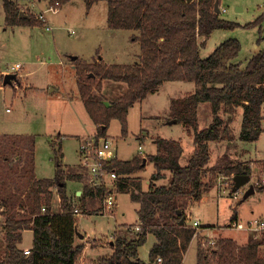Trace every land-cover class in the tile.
Instances as JSON below:
<instances>
[{"label":"trees","instance_id":"trees-1","mask_svg":"<svg viewBox=\"0 0 264 264\" xmlns=\"http://www.w3.org/2000/svg\"><path fill=\"white\" fill-rule=\"evenodd\" d=\"M2 1L7 26L42 24L32 16L22 18L16 0ZM69 1L50 0V5L60 9ZM100 1L108 3L110 29L139 31L136 39L141 43V55L134 65L76 61L79 93L87 113L98 127V138L105 136L114 119L121 122L123 135L127 134L129 109L157 92L165 82H193L195 92L173 100L171 111L172 118L183 123L194 135L195 152L187 165H182L183 148L179 141L156 140L157 153L148 158L156 169L152 179H161L163 171L169 170L173 174L171 185L168 188L152 186L148 192L134 193L133 199L140 203L141 230L121 228L127 235L115 234V240L109 242L112 254L101 256L95 264H156L159 257L163 264H183L195 230L182 224L181 220L186 215L189 201L200 200L213 186L211 181L204 183V179L209 173L215 174L216 178L222 175L232 179L251 174L247 164L233 161L228 155L210 166L209 144L234 142L231 123L239 112L242 113L241 141L256 142L264 132V49L250 59L246 68L235 62L242 50L237 39L226 40L209 57H201L200 48L205 47L216 30L239 27L215 12L216 2L220 6L221 0H193L190 3L186 0H84L87 10ZM263 20L264 15L254 25H260ZM2 78L0 76V81ZM104 80L121 82L127 87L124 94L109 105L100 95ZM200 103H208L213 116L211 125L202 130L198 127ZM60 152V149L55 152L56 175L53 179L36 178L33 143L22 167L10 166L9 170L3 160L0 208L4 209L2 231L6 237V254L0 264H76L84 252L86 244L77 243L75 207L66 188L67 180L83 181L84 178L65 174L59 160ZM107 168L114 169L119 175H129L142 171L144 165L143 159L134 158L128 162H109ZM10 176H15L14 190L8 184ZM85 189L92 188L87 183ZM99 189L105 195L104 188ZM54 193L60 198L61 211L54 210ZM43 207L45 212H42ZM27 230L33 231L28 255L18 248L22 234ZM149 235H154L158 243L150 252V262L145 263L139 259V248L145 245ZM215 242V249L203 248L199 243L197 264H264L262 236L252 238L243 246L226 238Z\"/></svg>","mask_w":264,"mask_h":264},{"label":"rangeland","instance_id":"rangeland-1","mask_svg":"<svg viewBox=\"0 0 264 264\" xmlns=\"http://www.w3.org/2000/svg\"><path fill=\"white\" fill-rule=\"evenodd\" d=\"M221 1L223 9L226 10L225 12H220L221 17L229 22L239 24V27L234 30H216L202 49L201 57H209L215 48L224 41L237 39L242 45V50L235 62L239 63L242 68H246L250 59L264 49V20L260 25H254L259 17L264 15V0ZM16 4L22 18L32 16L38 22L37 16L51 6L50 0H34V2L16 0ZM105 6L107 4L101 2L89 11L83 0H70L60 10L58 9L59 12L56 15L51 12L46 14L47 23L44 26L50 25L54 28L51 32L45 30L42 24V26L16 28L7 26L5 24L3 2L0 1V70H6L7 73L12 72V67L17 64L22 66V70L19 72L20 74H17L18 78L13 84V87L17 91L11 85L3 86L0 84V153L2 152L8 156L16 153L15 151L18 150V148L13 147L14 137L16 138L17 136H6L4 134H28L34 136L36 139L37 166L42 176H55L56 173V157L52 147L53 135L54 137L59 134L75 135L74 138L62 141L65 161L73 164L79 162L80 159L79 149L82 138L79 139L77 136L93 135L96 131L95 125L89 118L81 98H74L72 100V93L69 97L67 95L68 92L72 91H74L73 93L77 91L78 97L80 95L77 88V80L74 77L73 69H71V64L73 63L69 62L67 55L75 52L77 55H81L80 57L82 58V56H92L98 51L100 55L105 57L108 63L120 64L132 61L131 56L136 51L135 44L128 41V35L124 31L114 32L113 38L107 35V9L105 11ZM237 7H240V9ZM248 24H251L252 27L246 28L245 26ZM72 32H74V35H71ZM137 50L139 51L138 45ZM23 77H26L35 89L28 90L26 93L19 90L22 89V82L20 81ZM3 78L1 81L4 80ZM52 88L55 89L53 92H51ZM188 88H190V85L170 83L162 89L160 97L147 101V106L144 105L142 111H140L139 107H134L128 116L130 133L132 132L134 136L135 133L139 132L141 127H150V122L146 123V121H143L141 125V115L144 114L145 110L151 113H158L164 110L168 106L167 103L170 98L181 97ZM224 117L227 118V115ZM240 120L242 118H240L239 112L231 123L234 128L233 133L238 135L241 130ZM204 122L205 120L202 118L200 125H204ZM121 131V122L115 120L112 122L107 133L110 136L117 137L121 135ZM159 134L162 137L177 138L179 130L174 127L173 131L168 129L167 132L160 130ZM19 138H27V136H19ZM30 138L32 139L33 137ZM234 142L233 144L236 145ZM225 144L227 143L225 142ZM243 144L244 148L248 149V154L253 158V160L246 161V164L251 168L250 183L241 189L238 194L232 193V195L227 189H232L233 182L221 193H219L218 187L212 188L210 192L203 195L205 199L192 209L193 214L191 217L193 219L192 223L195 220H199L202 223L201 226L214 224L222 228L218 229L215 227L217 230L215 231L216 234L213 235L234 238L232 240H236L241 246L246 245L247 242L249 243L252 238L264 237V234L260 235L235 229L231 221L234 214H237L240 220L244 222L251 218L264 217V189H262L263 186L255 185L264 175V164L261 161H254V159L261 160V158H264V134L259 141ZM185 145H187V142H185ZM21 147L19 145V151L27 155L28 152L25 153ZM137 147L138 144L133 142L132 147L127 148L125 151L130 153L131 150L132 152L137 150ZM216 151L218 150L216 149L214 153ZM245 152L244 150L233 151L235 154L234 158L232 156L231 158L229 153L226 155L233 161L243 163L247 159ZM127 153H123L121 156L125 157ZM214 156L215 154H213ZM239 157L244 160L239 159ZM148 171H150V168ZM82 173L84 174V170ZM220 178L222 182L225 179V177L220 175L216 178V175L213 173H209L207 176L211 184L219 182ZM83 182L86 184L88 180L85 178ZM11 184L9 187L11 190H14L16 186L15 184ZM251 184H254L256 188L255 193L245 198V191L242 190H246L247 186ZM235 195H237L236 198ZM104 198L100 212L108 215L100 217L96 222L87 220L88 218H82L79 225L82 231L84 229L93 238H88V240L79 238L77 243L84 242L86 244L88 241L90 251L92 250L91 252L95 257L111 253L109 242L115 240L114 232L118 225L134 223L137 219V205L131 202L127 194L119 195L115 215H110V213L114 212V209L105 210ZM92 212L96 213L98 210L95 209ZM1 228L2 225H0V240H2V235L5 238V233ZM94 235L97 237H94ZM101 235L107 236L102 239ZM113 235L114 238L111 239ZM257 235L259 236L256 238ZM210 237L213 241L221 239L220 237ZM152 240L151 238L149 242L147 241L146 245L139 250L141 258L144 261L149 260V249ZM31 241L32 236L28 234L24 239L23 246H29ZM197 243L198 239L192 241L190 248L184 256L183 264H196ZM211 246L207 245L203 248ZM199 249L198 247V251ZM261 252L264 253V246ZM5 254L6 249L1 244L0 260ZM80 258L78 259V264L81 262ZM82 260L87 264L86 257L85 260ZM88 264H92V259Z\"/></svg>","mask_w":264,"mask_h":264},{"label":"crops","instance_id":"crops-1","mask_svg":"<svg viewBox=\"0 0 264 264\" xmlns=\"http://www.w3.org/2000/svg\"><path fill=\"white\" fill-rule=\"evenodd\" d=\"M0 1L3 2L2 0H0ZM101 2H104V3L107 4V6H105V11L107 9V28H106L107 35L110 36L111 38H113L114 35H115L114 32L124 31V33H127V35H128V41L131 42L132 44H135L136 51L131 56L132 61H130V62L127 61V62L120 63V64L111 63V62L108 63V61L105 59V57L102 56V55H100V53L98 51L94 55H92V56H85V57L82 56V58L80 57L81 55H77V53H75V52L70 53L67 56L69 58V62L70 63H73V64H71V66H72L71 69H73L74 77L76 78V80H77L76 61L78 59H82V60H84L88 64H93L95 62L102 61L106 65H134V64L138 63L139 62V59H140L139 57L141 55V43H140V41H138L136 39V37H138L140 35L139 31H136V30H112V29H110L109 26H108V3H107V1H100V2L95 3L91 7L90 10H92L93 7H95L96 5H98ZM220 6H222V1H221V5ZM220 6H219V8H220ZM223 8H224L223 6L220 8V12L222 11ZM237 8L240 9V7H237ZM54 15H56V14H54ZM220 16H221V14H220ZM16 27H23V26H15V27H12V28H16ZM53 29L54 28H52L51 32L53 31ZM43 32H45V31L43 30ZM71 35H74V34H71ZM207 41H206V43H207ZM199 42H203V39H199ZM137 45H138L139 51L137 50ZM203 48H200V55H201V52H202V49ZM74 56L76 57V59H73ZM7 74L8 73H6V70H4V71L2 69L0 70V76H4V80H5V76ZM4 80L3 81H0V84H2L3 86H9V85H5L4 84ZM20 82H22L21 83L22 89H19V90H22L25 93L28 90L35 89V87L26 79V77H23V79ZM170 83H176V84H179V85H185L186 84V85H190V88H188L187 91L185 93H183V95L181 97H179V98H170L169 101H168V103H167L168 106L164 110H162V111H160L158 113H151L150 111H146L145 110L144 111V114L141 115V119H142L141 120V125L143 124V121L144 122L146 121V123L147 122H150V127H141V129L139 130V132H137V134L135 133V135L133 136V133L132 132L130 133V125H129V122H128L127 134L123 135V133L121 131V135H119L117 137H113V136L108 135L107 132H108V130H109L112 122L115 121V120H117V119H114V120L111 121V123H110V125L107 128V131L105 133V136L104 137L110 139L112 141L113 146H114L113 147V149H114V158L110 162V164H112L115 160L122 161V162H128V161L133 160L134 158H141V159H143V165H144V169L142 171H140L138 173H135V174H129V175L128 174H126V175H119L114 169L112 170V171L116 172L117 175H118V178L116 180H110V182L112 183V185H114L116 187L117 195L118 196H117L116 206L114 207V212H112V214L110 213V215H113V214L115 215V213H116L119 195L127 194L129 196L131 202L134 203L135 205H137V208H136L137 219H136V221L134 223H123V224L118 225L117 228H116V230H115V232H114V235L115 234H117V235L118 234L127 235V234H124L125 232H123L121 230V228H124V227H132V228H135L137 225H140L139 224V216H138V211L140 209V203H138L137 201H135L133 199L134 193L135 194H139L140 192H142V193L143 192H148L152 186H154V187H167L168 188L171 185L172 178H173V174L169 170L163 171V177L161 179H155V180L152 179V176L156 172V169H155L154 163L151 162L148 158H150L151 156H153V155H155L157 153V143H156V140L158 138H163V139H172V140L179 141L180 144H181V146H182V148H183V154H182V157L180 159V162H181L182 165H187L189 159L191 158V156L195 152L194 135L192 134V132L190 133L188 131V129L184 126L183 123H178V120L177 119H173L172 118V111H171V103H172L173 100H175V99H182V98H184V97H186V96H188L190 94H193L195 92V87H196L195 86V83H193V82H186V81H168V82H165L159 88V90L157 92H155L153 94H150L144 100L135 103L129 109L128 116H129L131 110L134 107L137 106V107L140 108V111H142L143 110V106L144 105L147 106V104H146L147 101H149L151 99H156V98L160 97V94L162 92V89H164ZM10 85L13 87V84H10ZM4 88H6V87H4ZM77 88H78V80H77ZM126 89H127V87H126V84H124V83L114 82V81H110V80H104L102 82V92L100 93V95H101L102 99L104 100V103L109 105L113 101H115L116 99H118L122 94H124V92L126 91ZM53 90H55V89L52 88L51 89V92H53ZM73 92L74 91L68 92V94H67L68 97L72 93L71 94V99L72 100H74V98H78V99L81 98L80 95L78 97V95L76 94L77 91H75V93H73ZM81 101L83 102L82 98H81ZM83 104H84V102H83ZM207 104L208 103H200L198 105V117H199V126L198 127H199V130H202V129H205V128L209 127L211 125V123H212V120H213L211 107H210L209 104L208 105ZM84 107H85V105H84ZM210 110H211V115H210ZM241 114L242 113H240V118H242V115ZM88 116H89V114H88ZM89 118H90V116H89ZM202 118H204V120H205L204 125L203 124L200 125V120ZM91 121H92V119H91ZM127 121H128V117H127ZM240 121L242 123V120H240ZM176 126H178V128H176ZM174 127H175V129H178L179 130V134H178V137L177 138H173V137H170V138L162 137L159 134V131L160 130H163V131H166L167 132V129H168L170 131H173L174 130ZM95 128H96L95 129L96 130L95 133H93V135H89V136L98 138L97 137V135H98V127L95 125ZM121 129H122V125H121ZM232 129H233V132H234L233 126H232ZM263 134H264V132L262 133V135ZM4 135H6V136H8V135H10V136H13V135L14 136H17L16 138L14 137L15 141H13L14 142L13 143L14 144L13 147L18 148V150L15 151L16 153H13L12 155H8V156H6L2 152L0 153V178L1 179H2V176H1L2 170H5V168H3V165H4L3 160L5 161V164H7L9 170L11 169L10 166H13L14 167L15 165L16 166L19 165V167H22V165H24L25 162H26V157L27 156L24 155V154H22L21 151H19V145L22 146L21 147L22 150H24L25 153H26V152L29 151L30 146H31V143H33V145H34V157H35V161H34V167L35 168L34 169H35V176H36V178L37 179H53L55 177V176H48V175L45 177V176H42L39 173L38 166H37V160H36V139H35L34 136H31V135H28V134H4ZM240 135H241V130H240L239 135L236 134V133H234V136H236V140H234L235 141L234 143H236V145H234L233 142H228V141L211 142L209 144L210 145V153H211V155H210L211 158H210L209 165L210 166H214L216 164V162L218 161V159L220 157H222L223 155H226L227 153L230 154V157L232 156L234 158L235 157V154L233 153V151H235V150H237V151H239V150L246 151L245 152L246 158H247L246 160H244L243 158L239 157V159H242V160L245 161V162H243L245 165L247 163L246 162L247 160H253V158L248 154L249 153L247 151L248 149L246 150L244 148V144L243 143H248V142L241 141L240 140ZM19 136H25V137L27 136V138H22L21 140H19L18 139ZM86 136L87 135L77 136V137L79 139H81V138L83 139ZM89 136H87V137H89ZM261 136H260V138H261ZM30 137H33L34 139L33 138L31 139ZM74 137H75V135L59 134L56 137H54V135H53L52 136V147H53V149H54L55 152L58 151L59 149L61 151L60 152L61 153V156H60V159L59 160H60V163L62 164V167L64 168L65 174L77 175V176H80V177H82L84 179L85 178L87 179L86 174H85V168L81 164V157L79 159V162H77V163L70 164V163H67L65 161V154H64V151H63V147H62V141L64 139L74 138ZM28 142H29V144H28ZM133 142H136L138 144L137 150H134L133 152L131 150L130 153H127L125 150L127 148H131L132 145H133ZM185 142H187V145H185ZM225 142L227 144H225ZM232 145H233V147H232ZM149 146H150V149H149ZM235 146H237V147H235ZM214 148H215V150L216 149L218 150L215 153H214V151H215ZM123 153H127V155L125 157L124 156H121V154H123ZM213 154H215L214 157H213ZM241 154H242V152H241ZM55 157H56V154H55ZM254 161H261L262 164H264V158H261V160H258V159L255 160L254 159ZM149 168H150V171H148ZM83 170H84V174L82 173ZM147 171L149 172L148 175H147ZM20 174H22V173H20ZM55 175H56V173H55ZM220 176H222V175H220ZM222 177H224V176H222ZM13 178L14 177H11L10 176V178L8 179V184L9 185L11 183H12L11 185L16 184V183H13V181H14ZM229 178L230 177H225V179H224L223 182H222V180L220 178L219 182L213 184V186L208 191H206L204 194L210 192V190L212 188H215V187H218L219 188V193H221L223 190H225V189H227V187H229L230 183L233 182L234 185H235L234 178L233 179H229ZM120 179H122L121 180L122 182L119 185ZM204 183H206V184L209 183V179L205 178L204 179ZM234 185L232 186V189H229V188L227 189V190L230 191L231 195H232V193L238 194L241 191V189H243L246 186V185L245 186H242V188L239 189L238 191H234ZM251 185L254 186V184H251ZM250 186H247L246 190H242V191H245V194H246V192L250 190ZM90 187L92 189H85V183L83 181L67 180V183H66L67 195H68V197L70 199V202L75 207V210H78V213H75L76 214L75 215L76 216V220H77V231H78V235H79V238H80V236H83L80 239H84V240H88V238H93V237H90L87 234V231H85L84 229L82 231L81 230L82 228L81 229L79 228L80 220L82 218L83 219L88 218L87 220H90L92 222H96L98 219H100V217L108 215V214H104V213L100 212V209H101V206H102V203H103V198H104L103 191L101 189H99V187L98 188H94L92 186H90ZM222 187H224V189H222ZM254 188H255V186H254ZM262 189H264V185H263ZM255 190H256V188H255ZM236 196L237 195H235V198H236ZM204 199H205V197L202 196V198L200 200H190L189 201V205L185 209V212H186V215H185L186 220H185V223L184 224H186L189 227L193 228L192 227V224H193L192 223V220L193 219L191 218L192 217V214H193V210L192 209L194 207H196L199 204V202H201ZM99 202H100V204H99ZM53 206H54V210L55 211H61L60 198L57 195V193H54ZM94 208L96 210H98V212H96V213L95 212H92L93 210H95ZM17 210L18 209H16V211ZM232 219H234V222L241 221L240 220V217L237 214H234L232 216L231 221L233 222ZM241 222H244V221H241ZM201 225H202V223H201ZM201 227H202V229H201V232H200L199 236L197 238H195V237L193 238V240L194 239H198L196 264L198 262V247H199V243L201 242L202 239H206V238L209 239V238H211L210 236H212L213 238L214 237L225 238V236L223 237L222 235H218V236H216V235L214 236L213 235V234H216L215 231L217 230L215 228L217 226H215L214 224L213 225L212 224L211 225H206V226L203 225ZM217 228L218 229H222V228H219V227H217ZM28 234H30L32 236L31 244L29 246H23L24 239H25V237ZM106 236L107 235H101L102 239H104ZM22 237H23V240H22L21 243L18 244V248H20L22 250L31 249L32 243H33V231H31V230L24 231L23 234H22ZM94 237H97V236L94 235ZM151 238L153 240L151 241V247L149 249V256H150V252H151L152 248L158 243L157 242V239H156V237L154 235H149L147 241L149 242V240ZM226 239H234V238L226 237ZM5 241H6V239H4V237L2 235V240H0V245L3 244L4 245V248H5V245H6ZM234 241H236V240H234ZM87 242H86V248L84 250V253H83L82 257L80 258V260H81L80 264H85L86 263V262H84L82 260V259L85 260V257H86V259L88 261L87 264L89 263V261L91 262V259H92V264H93V262L95 264L97 262V259L100 258L101 256H107V255L112 254V247H111V253L110 254H107V255H98L97 257H95V256H93V254L91 252L92 250L90 251V245ZM146 243H145V245H146ZM246 244H248V242ZM190 246H191V244H190ZM140 249H141V247L139 248V250ZM87 254H88V256H87ZM139 259L141 261L145 262V263H149L150 262V259L148 261H144L141 258L140 253H139ZM78 263H79V260L76 261V264H78Z\"/></svg>","mask_w":264,"mask_h":264},{"label":"built area","instance_id":"built-area-1","mask_svg":"<svg viewBox=\"0 0 264 264\" xmlns=\"http://www.w3.org/2000/svg\"><path fill=\"white\" fill-rule=\"evenodd\" d=\"M27 2H34V0H26ZM222 11H226L222 9ZM56 14L58 9L55 7H49L45 11L37 16V19L42 22L43 26L47 23V13ZM44 29L47 31H51L52 27L50 25L44 26ZM74 32H72L73 34ZM22 70V66L17 64L12 67V72L7 73H14L20 74L19 72ZM18 75L16 76V79ZM15 81H13L14 84ZM80 157H81V164L85 168L86 177L88 180V184L94 188H104L105 190V198H104V206L105 210H112L116 206L117 202V190L114 185L110 182V180H116L118 175L114 171H110L107 168V164L111 162L114 158V149L112 141L108 138L101 137H86L81 140L80 144ZM256 186H263L264 185V175L261 180L255 184ZM46 208H42V212H45ZM4 209L0 208V225L5 224V218L3 216ZM75 213H78V210H75ZM232 226L235 229L242 230V231H249L258 234H264V217H257L251 218L246 222H233ZM192 227L195 229L194 237L197 238L201 232V223L196 220L193 222ZM133 230L139 232L141 230V226L137 225ZM255 237V235H253ZM259 235L256 236V238ZM114 236L111 237L113 239ZM215 241L211 240V238H206L201 240L202 246L206 247L207 245H212L211 247L215 246ZM24 253L28 255L30 253V249H25ZM156 264H163V259L159 257L156 261Z\"/></svg>","mask_w":264,"mask_h":264},{"label":"water","instance_id":"water-1","mask_svg":"<svg viewBox=\"0 0 264 264\" xmlns=\"http://www.w3.org/2000/svg\"><path fill=\"white\" fill-rule=\"evenodd\" d=\"M188 3L192 2L193 0H186ZM215 12L216 13H220V8H219V3L216 2L215 4ZM73 59H76V57L74 56ZM13 80H16V74H7L5 76V80H4V84L5 85H10L13 84ZM234 191H238L239 189L242 188V186L247 185L248 183H250V176L249 175H238L234 178ZM255 193V188L253 185L250 186V190L246 192L245 194V198L249 197L250 195ZM179 214L181 213V211H178ZM186 220V217L184 216L181 220V223L184 224ZM83 236H80V238H82Z\"/></svg>","mask_w":264,"mask_h":264}]
</instances>
